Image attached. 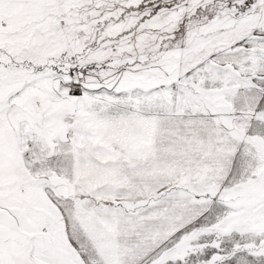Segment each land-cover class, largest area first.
<instances>
[{
  "label": "snow or ice",
  "instance_id": "1",
  "mask_svg": "<svg viewBox=\"0 0 264 264\" xmlns=\"http://www.w3.org/2000/svg\"><path fill=\"white\" fill-rule=\"evenodd\" d=\"M0 264H264V0H0Z\"/></svg>",
  "mask_w": 264,
  "mask_h": 264
}]
</instances>
